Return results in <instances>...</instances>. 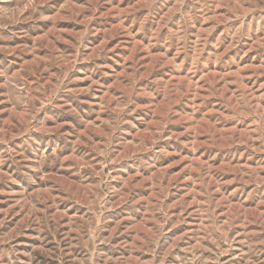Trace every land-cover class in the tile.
<instances>
[{"label":"rangeland","instance_id":"1","mask_svg":"<svg viewBox=\"0 0 264 264\" xmlns=\"http://www.w3.org/2000/svg\"><path fill=\"white\" fill-rule=\"evenodd\" d=\"M0 264H264V0H0Z\"/></svg>","mask_w":264,"mask_h":264}]
</instances>
